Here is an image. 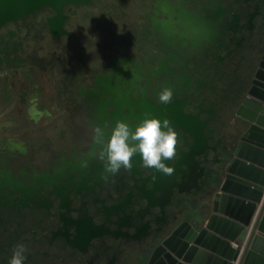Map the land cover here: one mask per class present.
I'll return each instance as SVG.
<instances>
[{"label": "flooded vegetation", "instance_id": "1", "mask_svg": "<svg viewBox=\"0 0 264 264\" xmlns=\"http://www.w3.org/2000/svg\"><path fill=\"white\" fill-rule=\"evenodd\" d=\"M261 11L264 0H88L1 22L0 264L18 245L24 264H131L146 248L128 233L148 217L136 212L144 166L137 154L108 174L98 154L117 121L173 118L179 103L220 127L255 63Z\"/></svg>", "mask_w": 264, "mask_h": 264}, {"label": "water", "instance_id": "2", "mask_svg": "<svg viewBox=\"0 0 264 264\" xmlns=\"http://www.w3.org/2000/svg\"><path fill=\"white\" fill-rule=\"evenodd\" d=\"M87 1L0 0V23L45 5L59 13L66 3ZM256 48L250 76L220 127L208 126L210 109L199 104L194 113L179 103L173 118L159 115L185 143L166 162L172 175L144 167L136 212L148 217L128 233L134 241L144 237L146 248L131 264H233L241 246L236 264H264V32Z\"/></svg>", "mask_w": 264, "mask_h": 264}, {"label": "clouds", "instance_id": "3", "mask_svg": "<svg viewBox=\"0 0 264 264\" xmlns=\"http://www.w3.org/2000/svg\"><path fill=\"white\" fill-rule=\"evenodd\" d=\"M172 100V89L165 88L159 93L161 104L171 103ZM94 133L97 139L104 136V131L99 127L94 129ZM178 144V133L168 120L145 118L134 129L124 121H117L98 157L105 161V172L108 174H115L122 167L130 168L132 158L139 154L145 168H155L166 175H172L174 168L167 166L166 162L176 157ZM25 251L23 245H18L9 264H24Z\"/></svg>", "mask_w": 264, "mask_h": 264}, {"label": "crops", "instance_id": "4", "mask_svg": "<svg viewBox=\"0 0 264 264\" xmlns=\"http://www.w3.org/2000/svg\"><path fill=\"white\" fill-rule=\"evenodd\" d=\"M241 249H242V246H241ZM241 249H240V251H239V254H238V256H237V259H238L239 255H240V253H241ZM237 259H236L235 261H233V264H236Z\"/></svg>", "mask_w": 264, "mask_h": 264}]
</instances>
